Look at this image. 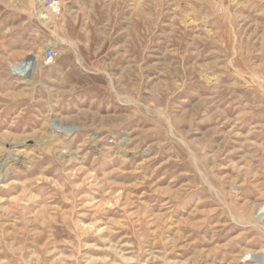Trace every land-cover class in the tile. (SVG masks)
Segmentation results:
<instances>
[{
	"label": "rangeland",
	"instance_id": "1",
	"mask_svg": "<svg viewBox=\"0 0 264 264\" xmlns=\"http://www.w3.org/2000/svg\"><path fill=\"white\" fill-rule=\"evenodd\" d=\"M48 1L0 0V264H264V0Z\"/></svg>",
	"mask_w": 264,
	"mask_h": 264
},
{
	"label": "built area",
	"instance_id": "2",
	"mask_svg": "<svg viewBox=\"0 0 264 264\" xmlns=\"http://www.w3.org/2000/svg\"><path fill=\"white\" fill-rule=\"evenodd\" d=\"M35 2L37 3V6H38L40 12H45L46 11V12L51 13V12L57 11L59 9V7H56L54 5V2H52V1H48V0H35ZM60 54L61 53H60L59 50H55V48H53V47H48L46 49V59H45V63L47 65L52 64L54 62V60L57 59V57ZM16 72H17L16 74H18L20 76L26 75V73H23L21 70L16 71Z\"/></svg>",
	"mask_w": 264,
	"mask_h": 264
},
{
	"label": "bare ground",
	"instance_id": "3",
	"mask_svg": "<svg viewBox=\"0 0 264 264\" xmlns=\"http://www.w3.org/2000/svg\"><path fill=\"white\" fill-rule=\"evenodd\" d=\"M26 70H28V68L27 67H24V70L22 69L21 71L23 73H25L24 71H26ZM28 73L29 72H26V75H28ZM62 131H65V132H63L65 135H71V134H68V133H72L73 134V132H70L69 129H66V130L62 129L61 132ZM263 215H264V213L260 214V219H263ZM256 257H259L258 260H257L259 263H264V252L262 253V255H259V256L257 255Z\"/></svg>",
	"mask_w": 264,
	"mask_h": 264
}]
</instances>
